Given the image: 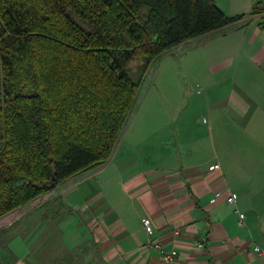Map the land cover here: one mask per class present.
<instances>
[{"label": "crops", "instance_id": "1", "mask_svg": "<svg viewBox=\"0 0 264 264\" xmlns=\"http://www.w3.org/2000/svg\"><path fill=\"white\" fill-rule=\"evenodd\" d=\"M214 1L226 14H245L216 30L238 33L223 49L238 53L236 62L256 80L253 88L234 82L220 94L224 115L215 114V127L239 131L218 139L225 153L202 160L178 156L161 131L135 118L138 108L106 162L53 192L62 198L60 210L47 212L39 200L0 221V264H163L171 248L175 264H264V28L258 24L264 12L249 14L264 0ZM208 135L201 143L215 150ZM229 143L238 145L229 149ZM215 162L219 167L208 169ZM215 191L221 195L211 202ZM144 217L151 219L150 232ZM150 241L161 248L147 246Z\"/></svg>", "mask_w": 264, "mask_h": 264}, {"label": "trees", "instance_id": "2", "mask_svg": "<svg viewBox=\"0 0 264 264\" xmlns=\"http://www.w3.org/2000/svg\"><path fill=\"white\" fill-rule=\"evenodd\" d=\"M244 15L214 0H0V221L106 162L156 56Z\"/></svg>", "mask_w": 264, "mask_h": 264}, {"label": "rangeland", "instance_id": "3", "mask_svg": "<svg viewBox=\"0 0 264 264\" xmlns=\"http://www.w3.org/2000/svg\"><path fill=\"white\" fill-rule=\"evenodd\" d=\"M230 31L222 35L216 30L189 39L156 56L149 66L140 89V102L135 105L129 120L136 116V119L146 122L147 126H153L150 129L161 131L160 138L169 139L165 145L175 147L178 156L182 155V152L185 155L192 153L189 156L190 160H202L204 157L211 158L215 151L222 155L226 149L224 145L218 143V139L239 134V131L233 128L214 125L215 114L224 115L225 102L220 95L222 92L227 91L230 86L233 87L234 82L237 86L245 85L251 88L256 85V80L248 75L245 64L236 62V56L239 54L223 49L222 43L225 40L238 37L235 30ZM224 58H233L230 67L212 68ZM135 64V60L130 62L132 67ZM138 108L140 112L133 116ZM210 131L214 138L215 150L211 143L208 145L201 143L203 136L208 140ZM182 140L185 141V145L179 144ZM121 143H125L124 138ZM237 145L229 143L228 147L231 149ZM154 146L156 149L155 144ZM64 182L38 201L40 200L42 204L48 199H53V192L62 189L60 187ZM89 182L94 184L93 179ZM53 203L50 208H45V211L53 212Z\"/></svg>", "mask_w": 264, "mask_h": 264}, {"label": "built area", "instance_id": "4", "mask_svg": "<svg viewBox=\"0 0 264 264\" xmlns=\"http://www.w3.org/2000/svg\"><path fill=\"white\" fill-rule=\"evenodd\" d=\"M218 167H219V163L215 162L213 164H210L208 166V169H216ZM220 195H221L220 191H215L213 196L210 198V201L214 202ZM226 200L227 201H232L233 197L231 195H229V196L226 197ZM142 223H143V225H144V227H145L147 232H150L152 230V226H151L152 223H151V219L150 218H148V217L142 218ZM239 223H241V220H239ZM177 233H178V230L175 231V234H177ZM146 245L149 246V247L161 248V245L158 242H156V241H150ZM254 249L257 250V251L261 250L260 247L257 246V245L254 247ZM176 252L177 251L174 248L166 250L163 253V257H162L163 264H175V262H176V260H175Z\"/></svg>", "mask_w": 264, "mask_h": 264}]
</instances>
